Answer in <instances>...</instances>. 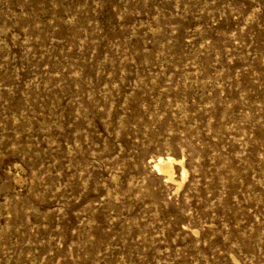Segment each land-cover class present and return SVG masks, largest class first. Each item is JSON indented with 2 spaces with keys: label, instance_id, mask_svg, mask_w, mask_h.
Instances as JSON below:
<instances>
[{
  "label": "rangeland",
  "instance_id": "374dc122",
  "mask_svg": "<svg viewBox=\"0 0 264 264\" xmlns=\"http://www.w3.org/2000/svg\"><path fill=\"white\" fill-rule=\"evenodd\" d=\"M0 264H264V0H0Z\"/></svg>",
  "mask_w": 264,
  "mask_h": 264
},
{
  "label": "bare ground",
  "instance_id": "6f19581e",
  "mask_svg": "<svg viewBox=\"0 0 264 264\" xmlns=\"http://www.w3.org/2000/svg\"><path fill=\"white\" fill-rule=\"evenodd\" d=\"M154 165L156 167V169L162 173L163 175H165L168 180L172 181L174 180L173 176H172V169H173V164L174 163H182V158H176V157H173L171 155H168V156H158L156 159H154ZM181 177H182V182L186 179L187 177V170H182V174H181ZM181 181V180H180Z\"/></svg>",
  "mask_w": 264,
  "mask_h": 264
}]
</instances>
